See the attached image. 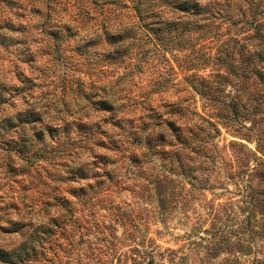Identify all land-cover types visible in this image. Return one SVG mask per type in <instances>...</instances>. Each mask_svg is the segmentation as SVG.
<instances>
[{
	"label": "rangeland",
	"instance_id": "rangeland-1",
	"mask_svg": "<svg viewBox=\"0 0 264 264\" xmlns=\"http://www.w3.org/2000/svg\"><path fill=\"white\" fill-rule=\"evenodd\" d=\"M178 1L0 0V264H264L247 0Z\"/></svg>",
	"mask_w": 264,
	"mask_h": 264
},
{
	"label": "trees",
	"instance_id": "trees-1",
	"mask_svg": "<svg viewBox=\"0 0 264 264\" xmlns=\"http://www.w3.org/2000/svg\"><path fill=\"white\" fill-rule=\"evenodd\" d=\"M246 2L247 4L241 10L242 12L240 14L241 16L246 11V17L239 21L241 22L240 29L246 31L247 38L251 41V49L245 54L241 53V57L245 59V62L252 61L253 63L256 62L257 64L264 65V0H247ZM175 7L179 10L190 9L195 13L201 12L199 11V3L196 0L191 3H189V0H179ZM243 37L245 36L243 35ZM256 73H258V76H261L264 73V70H256ZM150 134L151 133L147 132L140 137V141L146 148L147 152L145 153L147 155L151 154V149L155 148L156 144H160L151 143ZM160 166L163 165L161 164ZM178 166H181V163H178ZM187 168H190V166Z\"/></svg>",
	"mask_w": 264,
	"mask_h": 264
}]
</instances>
